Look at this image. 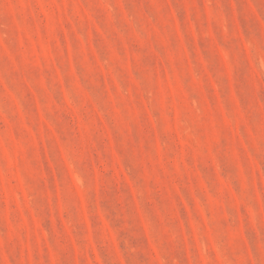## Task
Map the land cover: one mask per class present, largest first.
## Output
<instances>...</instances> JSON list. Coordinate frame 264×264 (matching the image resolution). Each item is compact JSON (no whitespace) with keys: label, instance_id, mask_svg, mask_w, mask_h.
Here are the masks:
<instances>
[{"label":"rangeland","instance_id":"1","mask_svg":"<svg viewBox=\"0 0 264 264\" xmlns=\"http://www.w3.org/2000/svg\"><path fill=\"white\" fill-rule=\"evenodd\" d=\"M0 264H264V0H0Z\"/></svg>","mask_w":264,"mask_h":264}]
</instances>
